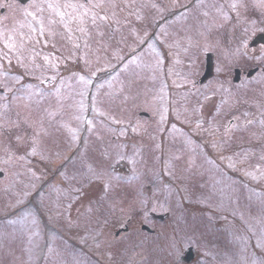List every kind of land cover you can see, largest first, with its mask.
Instances as JSON below:
<instances>
[{
	"label": "rangeland",
	"instance_id": "1",
	"mask_svg": "<svg viewBox=\"0 0 264 264\" xmlns=\"http://www.w3.org/2000/svg\"><path fill=\"white\" fill-rule=\"evenodd\" d=\"M261 5L0 0V264H264Z\"/></svg>",
	"mask_w": 264,
	"mask_h": 264
},
{
	"label": "water",
	"instance_id": "2",
	"mask_svg": "<svg viewBox=\"0 0 264 264\" xmlns=\"http://www.w3.org/2000/svg\"><path fill=\"white\" fill-rule=\"evenodd\" d=\"M254 43L256 44H263L264 45V32L257 34L254 39H253ZM211 65H212V61H211V57L208 56L206 58V64H205V73L203 75V79H206L209 74H210V70H211ZM1 176V174H0ZM141 229L145 230V231H150L149 228L147 226H142Z\"/></svg>",
	"mask_w": 264,
	"mask_h": 264
},
{
	"label": "snow or ice",
	"instance_id": "3",
	"mask_svg": "<svg viewBox=\"0 0 264 264\" xmlns=\"http://www.w3.org/2000/svg\"><path fill=\"white\" fill-rule=\"evenodd\" d=\"M261 6L264 7V5H261ZM37 7H39V6H37ZM48 7L51 8L52 5L49 4ZM68 7L75 8L76 6L75 5H68ZM232 7H233V9H235L236 8V5L233 4ZM39 10L42 11L43 9L42 8H39ZM85 14H87V13H85ZM27 15L33 16V18L35 19V15L33 13L29 12V13H27ZM60 15L63 16L64 14L63 13H60ZM101 19H105V17H101ZM93 20H95V16H93ZM40 31H41V33L44 31V28H43V24L42 23H41ZM9 47H12V45H9Z\"/></svg>",
	"mask_w": 264,
	"mask_h": 264
},
{
	"label": "flooded vegetation",
	"instance_id": "4",
	"mask_svg": "<svg viewBox=\"0 0 264 264\" xmlns=\"http://www.w3.org/2000/svg\"><path fill=\"white\" fill-rule=\"evenodd\" d=\"M16 1H18V2H19V1H22V0H16Z\"/></svg>",
	"mask_w": 264,
	"mask_h": 264
}]
</instances>
